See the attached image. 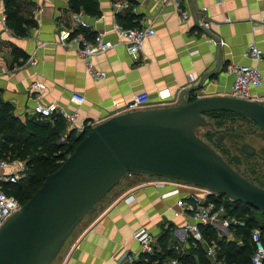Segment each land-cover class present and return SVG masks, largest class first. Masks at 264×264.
<instances>
[{"label":"crops","instance_id":"crops-1","mask_svg":"<svg viewBox=\"0 0 264 264\" xmlns=\"http://www.w3.org/2000/svg\"><path fill=\"white\" fill-rule=\"evenodd\" d=\"M95 1L98 15H85L79 10L88 23L87 28L79 30L88 38L100 34L113 44L92 57L94 67L105 73L101 80L88 77L79 55L58 41L61 29L74 27L70 17L75 11L68 0H15L18 15L27 19L19 35L6 20L0 21V104L10 107L30 136L41 135L32 110L36 100L43 104L54 101L70 112L76 109L70 101L71 93L77 92L85 97L78 108L77 123L82 118L103 121L112 99H130L140 91L149 93L148 108L175 105L182 91L197 84L217 65L212 79L189 95H228L234 79L229 66L251 65L262 73V84L255 94L257 101L264 103V57L255 62L244 56L251 43L264 51V0H180L187 12L185 19L176 12L172 0ZM0 2L4 5L3 0ZM116 3L123 6L116 8ZM261 19L263 26L258 28ZM203 20L210 23L208 27L201 26ZM114 24L154 29L155 34L144 40L138 60L127 54ZM31 56L35 65L28 62ZM33 81L41 83L43 89L34 90ZM68 131L76 135L74 130ZM22 167L21 161L9 162L0 168V175L21 174ZM158 181L142 174L121 179L87 213L55 264H156L175 254H191L192 262L197 263L192 252L194 243L186 231L190 221L173 214L176 200L187 190L171 183L159 186ZM175 188L177 193L163 196ZM128 194L133 199L126 202L123 198ZM141 226L153 237L150 252L143 251L132 237ZM217 235L232 239L229 230ZM76 240L79 248L69 252ZM126 253L132 255V261L122 259Z\"/></svg>","mask_w":264,"mask_h":264},{"label":"water","instance_id":"water-1","mask_svg":"<svg viewBox=\"0 0 264 264\" xmlns=\"http://www.w3.org/2000/svg\"><path fill=\"white\" fill-rule=\"evenodd\" d=\"M218 67L182 91L175 105L125 112L91 127L0 227V264H51L87 213L128 173L206 188L264 217V188L245 179L196 134L198 128L214 130L204 117L211 111L237 114L264 131V103L228 95L188 100ZM224 136L218 134L216 142ZM240 149L255 152L247 143Z\"/></svg>","mask_w":264,"mask_h":264},{"label":"built area","instance_id":"built-area-1","mask_svg":"<svg viewBox=\"0 0 264 264\" xmlns=\"http://www.w3.org/2000/svg\"><path fill=\"white\" fill-rule=\"evenodd\" d=\"M172 1L176 12L180 15L181 19H185L187 12L181 7V1ZM122 6V3L115 4L116 8H121ZM83 16L84 14L81 11L72 13L70 20L72 21L74 27L70 29H61L58 33V41L60 45L71 47L79 55L84 62L85 71L88 77L92 80H101L104 79L105 73L94 67L92 57L105 52L111 48L113 44L105 41L100 34L94 35L91 38L85 36V34L79 30L80 28L88 27V23L83 19ZM5 20L6 7L0 2V21L4 22ZM209 24L210 23L206 20L201 22L202 27H208ZM262 26L263 19H261L259 24H257L258 28H261ZM75 29H77L76 32ZM113 29L117 32L121 42L124 44L127 54L134 61L138 60V57L142 52L144 40L155 34L154 29L150 26L127 28L114 24ZM244 56L254 60L255 62H260L264 57V51L259 49L255 43H251L248 45ZM28 62L30 65L36 64L33 56L29 58ZM229 71L233 74L234 79L228 96L243 100L257 101V95L255 93L257 88L261 86L263 80L262 73L258 67L233 64L229 66ZM31 87L36 91L43 89V85L36 81L31 83ZM70 101L76 107L75 110L70 112L65 111L54 101L43 104L39 100H36L32 109L33 113L41 119H51L53 115H60L63 118L66 129L59 138L60 142H66L69 132L68 129L74 130L78 136L80 134H84L87 129L90 130L91 127L102 121L98 119L93 122L85 121V119L82 118V121L77 123V120L80 117L78 108L84 103L85 97L80 93L72 92ZM149 106L150 96L147 91L137 92L130 99L114 98L110 102V109L106 118L125 112L147 109ZM8 163L9 162L6 159L0 158V168L5 167ZM23 169L24 168L22 167L20 172H22ZM20 175L21 174L0 175V227L10 215L21 207V204L14 197L7 195L3 190L5 184L17 182L19 179L18 176ZM131 175L132 173L126 174V176ZM166 183H171L175 187H182L187 190L185 195L176 200L173 214L174 216H183L190 221V223L186 226V231L194 241L201 240V236L197 228L199 224L209 225L219 234L224 230L227 231L230 226L243 225L242 220L228 214L227 204L230 203L231 200L227 197L206 188L164 178H159L157 185L161 186ZM178 188H175L163 196L177 193ZM130 199H133L131 194H128L123 198L126 202ZM132 237L138 242L143 251H151L153 237L144 226L137 228L133 232ZM250 239L254 247V251L251 256V264H263L264 242L257 229L251 231ZM79 243V240H76L69 248V252L78 249ZM207 256L214 257L212 247L207 248ZM122 259L130 262L133 260V257L132 255L126 253L122 256ZM156 264H178V260L176 258H171Z\"/></svg>","mask_w":264,"mask_h":264},{"label":"trees","instance_id":"trees-1","mask_svg":"<svg viewBox=\"0 0 264 264\" xmlns=\"http://www.w3.org/2000/svg\"><path fill=\"white\" fill-rule=\"evenodd\" d=\"M68 1L71 9L75 12L82 10L85 15L90 16H96L99 13L95 0ZM3 2L5 7L7 6L6 23L15 34H21L23 32L22 22L27 19H23L18 15L15 0H3ZM133 27L135 28V26L130 25L127 28ZM76 31L77 29H75ZM194 99L193 95H189V101ZM204 117L215 119V123L207 119L212 123L215 130H219L227 118L250 121L227 111L207 112ZM37 120L35 126L40 128L41 135L32 137L28 134L27 127H22V124L11 114L10 107L0 104V158H4L8 162L21 161L24 163L21 177L15 183L5 184L3 190L20 204H23L41 186L46 175L60 166L73 151L78 141L89 131L87 129L84 134L78 136L73 135V132H68L66 142H60L59 138L65 132V123L60 115H53L51 119L37 117ZM225 129L229 131L232 126L230 128L225 127ZM35 138H38V140ZM227 163L230 165L229 162ZM227 212L230 216H234L243 222L242 226H230L228 228L232 239L218 236L216 230L209 225L199 224L197 228L201 240L194 241L190 237L194 243L192 252L197 257V263L192 262L191 254L189 256L170 255L168 258L160 259L158 263L176 258L178 264H251L254 247L250 239V233L252 230L257 229L260 231L259 233L264 242V217L257 209L236 201L227 204ZM163 240L164 237L161 242ZM208 247L213 248L214 257L212 260L211 257L207 256Z\"/></svg>","mask_w":264,"mask_h":264},{"label":"rangeland","instance_id":"rangeland-1","mask_svg":"<svg viewBox=\"0 0 264 264\" xmlns=\"http://www.w3.org/2000/svg\"><path fill=\"white\" fill-rule=\"evenodd\" d=\"M205 119L215 123V119L213 118L205 117ZM230 126H232V129L226 131L225 127L230 128ZM220 133H224L225 136L218 144L216 142V138ZM196 134L203 141L209 144L226 162H229L230 165L245 179L261 188H264L263 130L259 129L251 121L242 119L233 120L231 118H227L219 130H211L209 127H203L198 128L196 130ZM244 143H247L254 148V154L248 155L240 150V145ZM18 177L20 178L21 175ZM124 177H126V175ZM124 177L122 179H124ZM86 216L83 218V220L86 218ZM82 221L80 223H82ZM80 223L64 243L58 255L51 262V264L56 263L69 239H71L73 233L80 227Z\"/></svg>","mask_w":264,"mask_h":264}]
</instances>
